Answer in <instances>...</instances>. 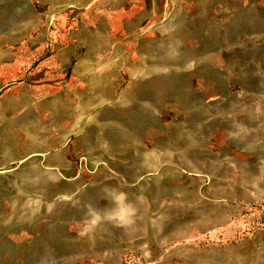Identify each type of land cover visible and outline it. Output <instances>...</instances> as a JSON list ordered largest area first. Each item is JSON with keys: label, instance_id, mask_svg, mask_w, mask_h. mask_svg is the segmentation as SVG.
Instances as JSON below:
<instances>
[{"label": "rangeland", "instance_id": "rangeland-1", "mask_svg": "<svg viewBox=\"0 0 264 264\" xmlns=\"http://www.w3.org/2000/svg\"><path fill=\"white\" fill-rule=\"evenodd\" d=\"M117 1L0 0V264H264V0Z\"/></svg>", "mask_w": 264, "mask_h": 264}, {"label": "crops", "instance_id": "crops-1", "mask_svg": "<svg viewBox=\"0 0 264 264\" xmlns=\"http://www.w3.org/2000/svg\"><path fill=\"white\" fill-rule=\"evenodd\" d=\"M113 1H114L113 3L121 4L117 0H113ZM126 4H128V2ZM150 5H151V1L150 0H147V4L145 3V8H144L145 12L148 11L149 13H151V10H149L151 8ZM116 23H118V22H116Z\"/></svg>", "mask_w": 264, "mask_h": 264}, {"label": "water", "instance_id": "water-1", "mask_svg": "<svg viewBox=\"0 0 264 264\" xmlns=\"http://www.w3.org/2000/svg\"><path fill=\"white\" fill-rule=\"evenodd\" d=\"M0 173H3L2 171H0Z\"/></svg>", "mask_w": 264, "mask_h": 264}]
</instances>
